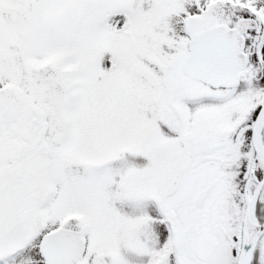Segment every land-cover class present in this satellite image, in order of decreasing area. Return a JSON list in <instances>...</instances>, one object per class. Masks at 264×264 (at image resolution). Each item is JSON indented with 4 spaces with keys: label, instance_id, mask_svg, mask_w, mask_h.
I'll return each mask as SVG.
<instances>
[{
    "label": "snow or ice",
    "instance_id": "obj_1",
    "mask_svg": "<svg viewBox=\"0 0 264 264\" xmlns=\"http://www.w3.org/2000/svg\"><path fill=\"white\" fill-rule=\"evenodd\" d=\"M0 264H264V0H0Z\"/></svg>",
    "mask_w": 264,
    "mask_h": 264
}]
</instances>
